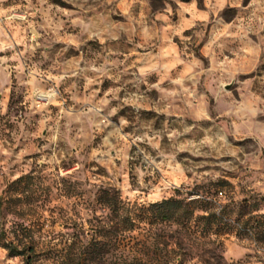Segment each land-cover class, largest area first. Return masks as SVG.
<instances>
[{"label": "rangeland", "instance_id": "obj_1", "mask_svg": "<svg viewBox=\"0 0 264 264\" xmlns=\"http://www.w3.org/2000/svg\"><path fill=\"white\" fill-rule=\"evenodd\" d=\"M221 178L233 218L264 194V0H0V227L34 264H264L142 214Z\"/></svg>", "mask_w": 264, "mask_h": 264}, {"label": "trees", "instance_id": "obj_2", "mask_svg": "<svg viewBox=\"0 0 264 264\" xmlns=\"http://www.w3.org/2000/svg\"><path fill=\"white\" fill-rule=\"evenodd\" d=\"M21 180V179H20ZM226 179L210 180L207 183L196 184L190 190L183 193V189H177L175 196L152 202L148 206H141L143 215L151 213V222L157 225L176 224L181 230L190 235H220L236 229L240 237L243 234H264V213H254L259 210V201L264 202V194L255 203H249L246 199L238 207L237 217L233 218L235 208L231 204L221 205L217 199L221 188L227 186ZM98 201L108 206L114 217H123L125 229L134 228L135 218L129 214H122L129 208L124 204L120 191L114 187L102 188L98 195ZM4 205V199L0 196V206ZM250 210V211H249ZM144 219L145 216H140ZM245 217V218H244ZM0 227V244L8 251L10 256H23L26 264H34L37 254L36 248L31 244H18L7 238L3 223ZM119 230V229H118ZM153 247L155 251L162 252L168 249L165 240L155 239Z\"/></svg>", "mask_w": 264, "mask_h": 264}]
</instances>
